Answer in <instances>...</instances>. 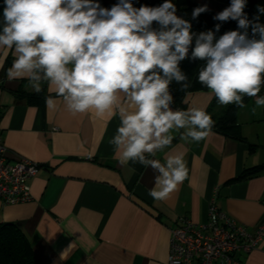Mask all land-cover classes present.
<instances>
[{"label":"crops","instance_id":"crops-1","mask_svg":"<svg viewBox=\"0 0 264 264\" xmlns=\"http://www.w3.org/2000/svg\"><path fill=\"white\" fill-rule=\"evenodd\" d=\"M12 61L11 50L0 49V139L11 159L23 157L41 167L29 180L30 200L0 201V222L17 223L41 264H167L169 227L181 216L205 222L215 188L226 214L250 232L264 226V171L233 180L264 164V106L257 107L256 98L238 108L235 136L211 129L199 142H186L180 139L186 129H173L170 145L155 157L146 154L161 163L180 155L187 170L167 198L154 200L149 190L158 173L139 163L120 165L109 144L120 124L118 114L73 115L46 82L54 106L45 98L29 104L19 94L34 91L28 81L7 77ZM183 102L184 110L207 112L211 105L210 112H216L221 106L209 90L190 91ZM126 103L121 94L117 109ZM236 257L264 264V238Z\"/></svg>","mask_w":264,"mask_h":264},{"label":"clouds","instance_id":"clouds-1","mask_svg":"<svg viewBox=\"0 0 264 264\" xmlns=\"http://www.w3.org/2000/svg\"><path fill=\"white\" fill-rule=\"evenodd\" d=\"M3 3L0 49L13 56L8 79H25L36 93L43 91L42 82L54 86L73 115L118 114L120 124L109 144L119 153L120 165L139 163L158 173L149 190L154 200L167 198L187 170L180 155L168 156L164 163L148 156L171 144L173 129H186L181 140L199 142L214 124L204 109L173 108V82L181 90L190 87L182 61L204 62L198 81L221 105L244 108L247 96L264 106V97H258L264 86V7L258 5L249 19L247 0H230L213 16L221 23L237 22L236 30L218 38L220 23L215 30L195 33L192 23L177 15L172 0L139 7L133 0H117L110 8L99 0ZM208 11L207 5L196 7L192 19ZM121 94L127 103L117 109ZM45 103L53 107L55 101L49 96Z\"/></svg>","mask_w":264,"mask_h":264},{"label":"built area","instance_id":"built-area-1","mask_svg":"<svg viewBox=\"0 0 264 264\" xmlns=\"http://www.w3.org/2000/svg\"><path fill=\"white\" fill-rule=\"evenodd\" d=\"M40 167L23 157L11 159L0 139V201L9 205L30 200L29 180ZM169 231L167 264H173V259L179 264H246L236 254L251 251L264 238V226L250 232L218 206L217 188L208 200L205 222L181 216Z\"/></svg>","mask_w":264,"mask_h":264},{"label":"trees","instance_id":"trees-1","mask_svg":"<svg viewBox=\"0 0 264 264\" xmlns=\"http://www.w3.org/2000/svg\"><path fill=\"white\" fill-rule=\"evenodd\" d=\"M219 1L230 4V0ZM99 2L101 6L110 8L117 2V0H99ZM172 2L177 7V15L189 20L192 23V31L195 33L207 30H215V25L218 23L221 24V27L219 32L216 33L217 38L227 31L237 29L236 21L221 23L213 19V16L220 12L219 10H209L208 12L201 13L197 19L193 20V9L202 6L195 0H172ZM133 3L136 7H139L141 4L148 6H158L159 4L163 3V0H133ZM258 5L264 7V0H247L245 12L248 14L249 19L257 14ZM3 7V0H0V19H2ZM260 22L264 23V15L260 16ZM203 65L204 62L199 60L193 62L186 59L181 62V70L188 76L190 87L188 89L181 90L180 85L176 84L175 82H173V84L170 86L174 98L173 105L177 109H185L183 100L188 92L196 90H208L198 81V72L199 69L203 67ZM41 86L43 91L40 93H36L35 91L21 90L19 91V94L20 96L24 97L29 104L39 105L42 100L48 96V93L45 89V83H43ZM262 90H264V86H262L261 91ZM250 98L251 97L247 96L243 97L244 103ZM214 101H217L215 97ZM211 110L212 109L210 105V107H208L207 113L211 116L214 122L212 129L227 136H235V131L238 127L236 121L238 107L230 104L226 106L221 105L216 112H210ZM261 171H264V164L244 170L243 173L238 175L233 180L238 178H247L249 176L258 174ZM0 264H41L36 258L32 245L30 244L27 236L14 221L0 222Z\"/></svg>","mask_w":264,"mask_h":264},{"label":"rangeland","instance_id":"rangeland-1","mask_svg":"<svg viewBox=\"0 0 264 264\" xmlns=\"http://www.w3.org/2000/svg\"><path fill=\"white\" fill-rule=\"evenodd\" d=\"M197 3L203 5H207L209 10H219L222 11L224 8H226L227 6H229V4L224 3L222 1L219 0H195Z\"/></svg>","mask_w":264,"mask_h":264}]
</instances>
